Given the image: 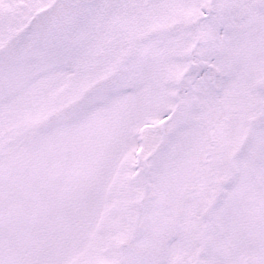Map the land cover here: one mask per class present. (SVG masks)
Segmentation results:
<instances>
[{"label":"snow or ice","instance_id":"obj_1","mask_svg":"<svg viewBox=\"0 0 264 264\" xmlns=\"http://www.w3.org/2000/svg\"><path fill=\"white\" fill-rule=\"evenodd\" d=\"M0 264H264V0H0Z\"/></svg>","mask_w":264,"mask_h":264}]
</instances>
